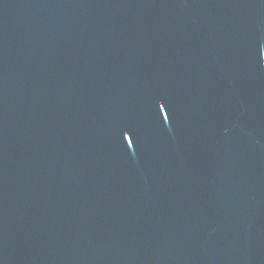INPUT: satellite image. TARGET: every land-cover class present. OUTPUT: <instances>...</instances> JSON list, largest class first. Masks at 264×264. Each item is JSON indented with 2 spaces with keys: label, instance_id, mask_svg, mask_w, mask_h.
I'll return each instance as SVG.
<instances>
[{
  "label": "water",
  "instance_id": "obj_1",
  "mask_svg": "<svg viewBox=\"0 0 264 264\" xmlns=\"http://www.w3.org/2000/svg\"><path fill=\"white\" fill-rule=\"evenodd\" d=\"M0 264H264V0H0Z\"/></svg>",
  "mask_w": 264,
  "mask_h": 264
}]
</instances>
